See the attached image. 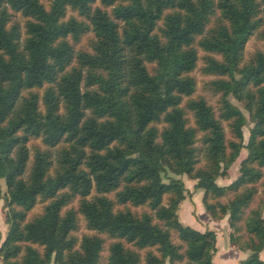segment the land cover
Returning a JSON list of instances; mask_svg holds the SVG:
<instances>
[{
  "label": "trees",
  "instance_id": "trees-1",
  "mask_svg": "<svg viewBox=\"0 0 264 264\" xmlns=\"http://www.w3.org/2000/svg\"><path fill=\"white\" fill-rule=\"evenodd\" d=\"M182 175L264 264V0H0L3 264H216Z\"/></svg>",
  "mask_w": 264,
  "mask_h": 264
},
{
  "label": "rangeland",
  "instance_id": "rangeland-1",
  "mask_svg": "<svg viewBox=\"0 0 264 264\" xmlns=\"http://www.w3.org/2000/svg\"><path fill=\"white\" fill-rule=\"evenodd\" d=\"M84 43H85V39L83 38L82 41H81V45H84ZM261 45H262V42L260 40H258L255 36L251 37L250 40L247 42V44L245 46V58H248L249 55L255 49L260 48ZM199 55H202L201 51L199 52ZM200 65H201V61L198 62V67ZM192 74L197 80V93L205 95V97L208 99V101L211 104H214L216 97L211 96L209 93L202 91V82L206 81V80H209L212 77L211 76L202 75L198 69H195L192 72ZM229 100L231 101V103L236 105L242 111V113L244 114V116L246 118V125L242 128V131H243V142L246 143L247 139H248V136H249V128L252 125V123L250 122V120L248 118V113L244 109L243 104L241 102L237 101L232 96H229ZM227 130L228 129L226 127V131ZM32 142L39 144V140H33ZM246 154H247L246 149L242 148L240 150L239 155L236 158V160L229 167L227 176L218 177L216 179V182L219 185H227V184H229L231 181H233L237 177L239 162H240V160L242 158H244L246 156ZM31 160H32V155L30 157V162H31ZM180 178L184 182V185L186 187V193H185V198L183 199V201L185 200V202L183 203L182 206H179V209H178L179 220L183 224H185V223H187L186 219H191V218L196 219L197 223H200V225L206 226L207 227L206 229H208V227H215V230H218V232L221 234L219 243L222 244V242H224V240L227 242V239L229 241L230 229H229L227 221L224 222V219L223 220H219L218 219V220H214V222H217V223H211V221H209V220L207 221L203 217L202 213L198 214L197 205H198L199 197L202 195V191H201V189H196L195 188L194 184H195L196 181L187 178L186 175H182V176H180ZM0 185H1L2 194H4L5 193V183H4L3 180L0 181ZM257 188L259 190L260 195H259V197H257L255 199V201L253 202L252 206L260 207L262 215L264 216V206H263L262 199H261V191H262V188H263V182L260 181L259 183H257ZM198 194H199V197H198ZM181 203H180V205H181ZM75 204L76 203L74 202L73 205H75ZM41 207H42V204H40V203L37 204L34 207V209L32 210V213H38L41 210ZM5 210H6V208L4 206V200L1 199L0 200V244L3 241V239H4L6 231H7V228H8V224L5 222V217H4ZM203 214L205 216L207 215L205 210H204ZM83 232H86V230L84 229L83 223H82V226H81L80 230L77 232V234L80 235ZM215 232H217V231H215ZM106 254H107V252L104 251L103 256H105ZM261 257L264 258V253H261ZM104 263H105V260H102V264H104ZM0 264H3L1 258H0ZM166 264H168V263L166 262Z\"/></svg>",
  "mask_w": 264,
  "mask_h": 264
},
{
  "label": "crops",
  "instance_id": "crops-1",
  "mask_svg": "<svg viewBox=\"0 0 264 264\" xmlns=\"http://www.w3.org/2000/svg\"><path fill=\"white\" fill-rule=\"evenodd\" d=\"M199 194H198V197H199ZM184 202L185 200L182 201L180 206H182ZM197 208H198V214L202 213L203 217L207 221L209 220L211 221V223H217V222H214V220H212L207 215L205 216L203 214L204 208L201 203V196L199 197ZM223 219H224V222L227 221L226 217H224ZM186 220H187V223L185 224L195 227L199 230H205L207 228L206 226H203V225H200V223H197L196 219L191 218V219H186ZM208 229L215 230V227H208ZM215 231H217L216 232V252L213 255V262L216 264H240V261L245 259L248 256L249 252L236 249L235 247L230 245L228 239H227V242L224 240L222 244L219 243L221 234L218 232V230H215ZM261 253H264V250L260 252V258L264 259L261 257Z\"/></svg>",
  "mask_w": 264,
  "mask_h": 264
}]
</instances>
